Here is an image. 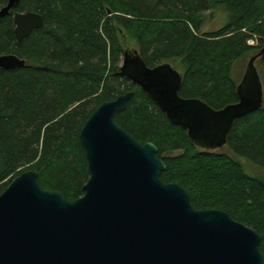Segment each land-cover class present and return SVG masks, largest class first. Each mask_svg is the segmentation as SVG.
I'll list each match as a JSON object with an SVG mask.
<instances>
[{
	"label": "trees",
	"instance_id": "trees-1",
	"mask_svg": "<svg viewBox=\"0 0 264 264\" xmlns=\"http://www.w3.org/2000/svg\"><path fill=\"white\" fill-rule=\"evenodd\" d=\"M7 2L0 0V9ZM217 9L228 22L204 33V14ZM16 11L39 13L44 25L18 43L14 12L0 21V56L26 61L24 68L0 69V195L35 170L42 189L69 201L82 197L90 173L80 133L102 103L133 92L116 124L157 146L167 166L162 180L187 189L195 209L226 212L257 232L264 256V179L247 175L227 153L198 147L120 75L125 32L148 67L183 59L182 98L215 110L238 103L233 68L264 50V0H22ZM257 61L263 82L264 54ZM225 147L264 169V105L234 124Z\"/></svg>",
	"mask_w": 264,
	"mask_h": 264
},
{
	"label": "water",
	"instance_id": "water-1",
	"mask_svg": "<svg viewBox=\"0 0 264 264\" xmlns=\"http://www.w3.org/2000/svg\"><path fill=\"white\" fill-rule=\"evenodd\" d=\"M8 0L0 21L14 12L18 43L41 29L36 12H17ZM253 56L238 85V103L215 110L179 95L183 76L169 63L148 67L126 50L120 75L142 89L168 120L198 147L227 144L234 124L264 105V86ZM26 61L0 56V69ZM133 92L102 103L80 133L90 173L84 195L69 201L41 188L35 170L16 177L0 195V264H264L261 236L220 210H197L187 189L162 180L157 146L141 144L115 122Z\"/></svg>",
	"mask_w": 264,
	"mask_h": 264
},
{
	"label": "rangeland",
	"instance_id": "rangeland-1",
	"mask_svg": "<svg viewBox=\"0 0 264 264\" xmlns=\"http://www.w3.org/2000/svg\"><path fill=\"white\" fill-rule=\"evenodd\" d=\"M109 12V11H108ZM210 11H207L204 15L206 17V22L203 28L204 33H211L215 32L221 28H223L226 23L228 22V16L227 14L217 9L214 11V13L210 16ZM214 16V17H213ZM121 43L124 47V49H130V50H138L139 51V45L138 41L132 36L125 32H122V36H120ZM251 46L256 45L255 41H250L249 43ZM257 52H253L251 54H248L245 58H242L237 64H235V67L233 68L232 77L233 79L240 85L244 79V75L246 73V69L248 66V63L250 59L255 56ZM183 59H171L166 61V63H169L175 70H177L180 74L185 73V67L182 64ZM122 64V63H121ZM257 69L259 73L262 76V67L260 63L256 62ZM263 77V76H262ZM264 82V80H263ZM208 151V150H207ZM217 151V150H216ZM220 152L227 153L230 155L234 160H236L239 164L242 165L245 173L251 177L258 178V179H264V169L258 165L257 163L245 158L235 155L229 148L224 147L222 149H219ZM213 152V151H211Z\"/></svg>",
	"mask_w": 264,
	"mask_h": 264
},
{
	"label": "flooded vegetation",
	"instance_id": "flooded-vegetation-1",
	"mask_svg": "<svg viewBox=\"0 0 264 264\" xmlns=\"http://www.w3.org/2000/svg\"><path fill=\"white\" fill-rule=\"evenodd\" d=\"M18 42V41H17Z\"/></svg>",
	"mask_w": 264,
	"mask_h": 264
}]
</instances>
